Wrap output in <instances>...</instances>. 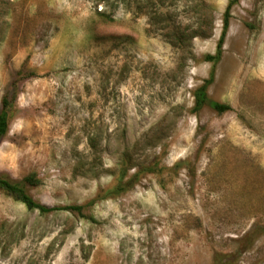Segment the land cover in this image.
I'll return each instance as SVG.
<instances>
[{"label":"rangeland","instance_id":"374dc122","mask_svg":"<svg viewBox=\"0 0 264 264\" xmlns=\"http://www.w3.org/2000/svg\"><path fill=\"white\" fill-rule=\"evenodd\" d=\"M228 3L0 0V174L96 219L0 190V264H264V0L231 9L208 95L232 109L194 110ZM125 156L158 166L97 199Z\"/></svg>","mask_w":264,"mask_h":264},{"label":"trees","instance_id":"16d2710c","mask_svg":"<svg viewBox=\"0 0 264 264\" xmlns=\"http://www.w3.org/2000/svg\"><path fill=\"white\" fill-rule=\"evenodd\" d=\"M240 0H229L228 6L225 10L223 17V31L220 36L217 48L215 53L206 54L203 57L204 61L210 62L213 64V68L211 70L209 78H207L202 85H200L194 93L195 97V106L194 110L196 112L203 109L205 106L211 107L219 114L226 113L232 109V106L228 103H221L211 99L208 95L209 87L213 84L215 80V70L216 65L222 60L224 53V44L226 40V36L228 30L230 28L231 18H232V7L239 3ZM112 20V18L109 17ZM24 71L19 72V77H24ZM11 101L12 98L9 95H5L2 98V109L0 111V141L7 135L9 131V123H10V110H11ZM121 173L118 177L117 184L106 190L104 195H99L97 199H103L112 197L116 194H121L128 191L132 188L138 181L142 179V177L146 174L145 172H154L158 164H150L148 166L139 167L136 164H132L130 160L125 156L119 163ZM134 167H138L137 170L129 174L130 170ZM40 180L36 178V176L31 175L25 177L22 182L14 181L8 178L7 176L0 174V190L4 192L9 197H12L17 202L22 203L28 210L38 211L42 215L50 214L53 212L59 211H68L70 213H77L84 218H88L91 221H96L95 217L92 215H88L84 212V205H65V206H48L40 201H37L27 190V185L38 186L40 184ZM97 199L93 200L96 201ZM261 231L258 232V235L264 233V227H261ZM257 236V235H256ZM224 258V259H223ZM217 264H229L225 257H221Z\"/></svg>","mask_w":264,"mask_h":264}]
</instances>
